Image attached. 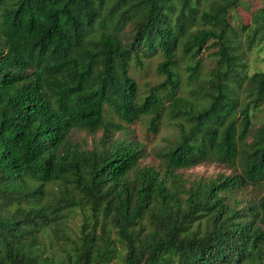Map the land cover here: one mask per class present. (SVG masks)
Returning a JSON list of instances; mask_svg holds the SVG:
<instances>
[{"label":"trees","instance_id":"16d2710c","mask_svg":"<svg viewBox=\"0 0 264 264\" xmlns=\"http://www.w3.org/2000/svg\"><path fill=\"white\" fill-rule=\"evenodd\" d=\"M242 3L0 0V264H264V7L236 25ZM146 117L179 131L158 164L115 138ZM205 162L235 171L179 172Z\"/></svg>","mask_w":264,"mask_h":264},{"label":"rangeland","instance_id":"374dc122","mask_svg":"<svg viewBox=\"0 0 264 264\" xmlns=\"http://www.w3.org/2000/svg\"><path fill=\"white\" fill-rule=\"evenodd\" d=\"M264 7V0H243L241 6L232 11L233 23L236 25H250L252 23V13L259 8ZM208 51H206L207 53ZM161 57H154L147 64V67L141 70L133 69L132 73L137 78L144 94L148 93L150 87L162 80L158 75L156 66ZM245 61L248 66L249 73L258 69H264V43L255 46L245 53ZM216 64L212 56H206L203 74L208 72ZM192 87L187 84L186 89ZM264 120V111H260L254 117L255 126H259ZM150 118H143L140 121L130 125L126 131H117L115 138L124 140L129 139L140 144L144 151V157L141 160L142 165L158 164L159 159L157 152L161 149L169 148L172 141L179 137L177 127L169 119L164 118L159 127V132L155 133L149 130ZM103 131L100 130L94 134L86 131H73L72 137L77 142L87 147H93L98 144L102 137ZM235 171L233 167H228L217 162H205L192 168L182 169L184 176L190 179H209L217 177L221 173L231 174ZM240 169L237 170L239 172ZM253 187L250 186L249 189ZM254 189V188H252ZM80 224V215H74L70 220V225L74 228Z\"/></svg>","mask_w":264,"mask_h":264}]
</instances>
